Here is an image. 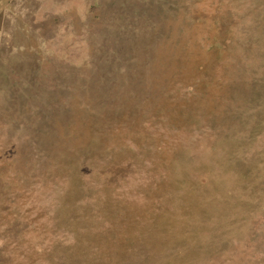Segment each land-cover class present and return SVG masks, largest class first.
Here are the masks:
<instances>
[{
  "label": "rangeland",
  "instance_id": "374dc122",
  "mask_svg": "<svg viewBox=\"0 0 264 264\" xmlns=\"http://www.w3.org/2000/svg\"><path fill=\"white\" fill-rule=\"evenodd\" d=\"M0 264H264V0H0Z\"/></svg>",
  "mask_w": 264,
  "mask_h": 264
},
{
  "label": "trees",
  "instance_id": "16d2710c",
  "mask_svg": "<svg viewBox=\"0 0 264 264\" xmlns=\"http://www.w3.org/2000/svg\"><path fill=\"white\" fill-rule=\"evenodd\" d=\"M45 58H47V59L50 58L49 60H51L50 56H47ZM92 59H94V58L90 56L89 60H91V61L89 62L88 66L86 68L90 67L89 70H91V71L97 70L99 66H98V64L93 63ZM62 60L71 64L70 68H64L63 66H61L65 70L69 69L71 71H78V70H81V68H82V64L76 63L74 60H72L70 57H68V55H67V57L65 59L62 58ZM111 69H112L113 72L116 73V72H121V70H126L127 68L125 66H122V65H120V66L119 65H112ZM41 75H43V74H41ZM100 79H101L102 83H104L105 81H108V78H107L106 75L100 76ZM69 87H70L68 89L69 94H72L74 92V85L73 84H71V85L69 84ZM61 93H62L61 95H63V97L65 96V97L62 98V99L59 98V99L55 100V105L56 106H53V108H55V109L52 110V112L54 113V116H52L51 122H50V119H51L50 117H49V119L44 117L42 119L43 121H40V122L37 121L39 124L43 123V122L45 124H48L50 129L42 130V129L36 128L35 129V133L36 134H34V133H32V134L31 133H27L25 135L23 134V138L25 140L28 139V140L31 141L30 144L32 145L33 150L36 152V156H38L40 158H43V159L48 158V154H46V152H44V151L43 152L39 151V149H40L39 145H41V144H40L39 139L35 137L36 135L43 134V133L53 134L54 135V133L56 132L55 131L56 128L61 129L60 133H64L63 134L64 138L67 137L68 135H71V133H72V130H70L68 128L69 127L68 126V124H69L68 122L70 121V115L72 114L73 110L75 109L76 104L73 103L74 101H72V99L69 96L64 95L65 93H63V92H61ZM76 102H77V105L79 106V104H80V103H78L79 101L76 100ZM51 104H52V102H51ZM80 105H83V104L81 103ZM83 106H86V104H84ZM93 115H95V114H93ZM57 116H58V118H57ZM54 118H55V121H54ZM26 121L27 120H23L22 124H21L22 126H24V128L26 126ZM64 123L67 126H65ZM36 125H38V124H36ZM105 126L111 127L110 121H108ZM22 130L23 129H20L19 132L21 133ZM53 135H51V137ZM59 137H61V135ZM71 152H72V155L75 154L74 160L76 161V163L74 162V164H72L71 167L68 168L69 169L68 174L70 173V175L67 176L66 178H68L72 182L73 177L79 171H81L80 173H82V174H79L81 179H82V177H87V178L90 177V174H88V176H87L86 171H85V168H86V166H88V162L89 161L86 162L85 159H82V157L80 156L81 155V151H79L78 149L72 148ZM97 163H98V165L99 164H103L104 163V159L97 160ZM89 165H92V164L89 163ZM99 168L100 167H98V166L96 167L97 170H99ZM58 201H59V203L56 204V205H60L62 203V199H59ZM53 221L56 222L55 219H53Z\"/></svg>",
  "mask_w": 264,
  "mask_h": 264
}]
</instances>
